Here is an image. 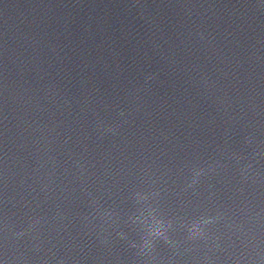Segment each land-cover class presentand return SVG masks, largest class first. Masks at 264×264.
Returning <instances> with one entry per match:
<instances>
[{
	"label": "water",
	"instance_id": "water-1",
	"mask_svg": "<svg viewBox=\"0 0 264 264\" xmlns=\"http://www.w3.org/2000/svg\"><path fill=\"white\" fill-rule=\"evenodd\" d=\"M0 264H264V0H0Z\"/></svg>",
	"mask_w": 264,
	"mask_h": 264
}]
</instances>
